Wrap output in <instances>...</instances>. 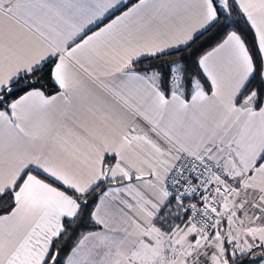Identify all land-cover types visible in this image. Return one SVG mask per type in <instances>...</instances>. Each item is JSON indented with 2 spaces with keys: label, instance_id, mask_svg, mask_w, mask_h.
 Listing matches in <instances>:
<instances>
[{
  "label": "snow or ice",
  "instance_id": "snow-or-ice-1",
  "mask_svg": "<svg viewBox=\"0 0 264 264\" xmlns=\"http://www.w3.org/2000/svg\"><path fill=\"white\" fill-rule=\"evenodd\" d=\"M0 264H264V0H0Z\"/></svg>",
  "mask_w": 264,
  "mask_h": 264
}]
</instances>
